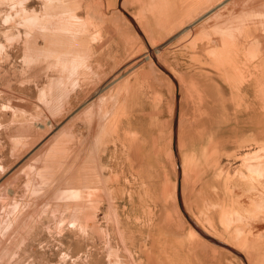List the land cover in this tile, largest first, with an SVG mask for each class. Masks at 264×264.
<instances>
[{
  "label": "rangeland",
  "instance_id": "obj_1",
  "mask_svg": "<svg viewBox=\"0 0 264 264\" xmlns=\"http://www.w3.org/2000/svg\"><path fill=\"white\" fill-rule=\"evenodd\" d=\"M207 2L196 54L147 47L172 87L152 56L148 76L88 56L107 12L141 23L144 0H0V264H264V0ZM46 6L72 31L47 53ZM179 178L183 209L241 256L190 234Z\"/></svg>",
  "mask_w": 264,
  "mask_h": 264
},
{
  "label": "crops",
  "instance_id": "obj_2",
  "mask_svg": "<svg viewBox=\"0 0 264 264\" xmlns=\"http://www.w3.org/2000/svg\"><path fill=\"white\" fill-rule=\"evenodd\" d=\"M210 3L212 7V0ZM113 5L117 7L118 0H113ZM209 5L207 2L205 7H199V0H144V7L140 15L141 23L135 18V13L134 16L129 14L135 19L137 27L144 33L150 47L156 51L160 62L166 64L164 58L167 53H178L189 49L190 56L196 54L199 19H202L201 25L208 26L209 21L206 19L212 17ZM117 12L115 7L107 12L108 19L104 21V24L99 25V39L87 40L91 50L88 56L93 60L95 73L100 75L119 74L129 64L137 63L132 68L133 70L125 73L131 72L148 76L151 68L146 43L139 36L134 23ZM123 80L116 83V88L121 85ZM135 88L139 89V87ZM141 131V138L149 136V129L144 124ZM137 134L140 136L139 131ZM209 249L219 256H227L224 252H219L214 248ZM181 260L186 261L185 258H181ZM189 260L190 263L186 261L185 264H196L191 262L193 261L191 257ZM177 264L183 263L178 261Z\"/></svg>",
  "mask_w": 264,
  "mask_h": 264
},
{
  "label": "bare ground",
  "instance_id": "obj_3",
  "mask_svg": "<svg viewBox=\"0 0 264 264\" xmlns=\"http://www.w3.org/2000/svg\"><path fill=\"white\" fill-rule=\"evenodd\" d=\"M119 1H121V0H119ZM52 2L51 1H48L47 2V6L48 5H50ZM47 6H46V11L44 12V14H42L41 16H40V19L38 18V16L36 15V17H35V21L38 23V20L40 21V24H41V30H40V32H41V35L43 36V40L45 41V50H44V52L45 53H47L49 50H52L51 49V45L53 44V43H57V42H59L60 41V39H62V36H63V32H65V31H67L68 33L69 32H72L71 31V29L69 28V26L67 25V22L64 20V18H63V12L62 11H60L59 10V12L58 13H55V14H51V13H49L48 11H47ZM124 9L122 8V10L120 9L119 11L122 13V15L125 17H127L132 23H134V26H135V28L139 31L138 32V34H139V36H141L142 38H143V40H144V42L146 43L145 45L149 48V44H148V40L145 38V36H143L144 34H143V32L140 30V28H138L137 27V25L135 24V22L133 21V18H131L126 12H124L123 11ZM55 21L54 23H56L58 26L54 29V30H48V27L50 26V23L52 22V21ZM49 24V25H48ZM63 25H64V27H63ZM36 37H38V34H36V36H35V38ZM58 37V38H57ZM233 37H234V35H233ZM235 37H237L236 35H235ZM240 38V37H239ZM142 40V41H143ZM62 41V40H61ZM35 43H36V41H35ZM141 43H143V42H141ZM39 45V44H38ZM144 45V46H145ZM40 50H42V49H40ZM58 52H60V51H58ZM40 53V52H39ZM149 53V52H148ZM150 53H151V55H150ZM150 53H149V56H150V58H151V56H152V58H153V60H152V58H151V60H152V63L154 64V66H155V71H157L156 73H159L161 76H163V77H165L166 78V80L168 81V83L172 86V87H174V84H175V86H177V85H179L178 84V82H176V80H175V77L174 76H172L166 69H165V67L162 65V64H160V62H159V60L154 56V54L152 53V51L150 50ZM44 56V55H43ZM44 57H46V58H48V57H50V56H44ZM58 58H59V60L58 61H60V60H63L64 59V57H63V55L62 54H60V55H58ZM77 66V65H76ZM64 69V68H63ZM174 82V83H173ZM178 87V86H177ZM172 89H174V88H172ZM178 90H179V88H178ZM177 97V99H178V96H176ZM178 101V100H177ZM177 101H176V104H175V113H174V116H175V122H174V124H173V131H174V137H173V139H174V141H175V145H174V151H176L177 150V147H176V134H177V132H176V117H177V113H178V105H177ZM180 125V124H179ZM178 125V128H180V126ZM170 127H172V124L170 125ZM182 128V127H181ZM182 130H184V129H182ZM181 131V130H180ZM169 136H170V150H172V130H170V134H169ZM262 151V150H261ZM175 153V152H174ZM255 154V153H254ZM251 155V154H250ZM262 155V154H261ZM261 155H259V157H261ZM171 156H172V162H173V166H174V169L176 170L177 168L179 169V176H180V164H181V159H179V158H176V157H174V155H173V152L171 153ZM252 157V156H251ZM256 157V156H255ZM262 157H264V154H263V156ZM250 158V157H249ZM177 159V160H176ZM255 163V162H254ZM257 164V163H256ZM178 166V167H177ZM177 169V170H178ZM182 174V173H181ZM181 179H182V177H181ZM180 186H181V183H180V178L178 179V182H177V189H176V191H177V198H178V202H179V205H180V209L182 210V212L180 213L181 215H182V217L186 220V222L189 224V226H190V234L193 236V237H195L198 241H200L201 243H203L204 245H206L207 247H209V248H214V249H216V250H222L224 253H228V254H233V252H232V250H229L228 248H225V247H223V246H219V245H217V244H215V243H213V242H211L210 240H208L207 238H205V237H203L198 231H197V229L194 227V225H197L198 227H200L203 231H205L209 236H211V237H213V238H215V239H217V240H221L219 237H217V236H214V235H212V233H210L209 231H207V229H205L204 227H203V225L198 221V219H196V218H194L193 216H191V215H189L188 214V211L187 210H185V209H183V206H182V203H181V200H180V198H179V195H180ZM176 188V187H175ZM71 194L73 195L74 194V191L72 190L71 191ZM188 215H187V214ZM194 224V225H193ZM91 225V223L90 222H87V226H90ZM224 244V243H223ZM225 245H230V244H227V243H225ZM230 247H235V246H232V245H230ZM236 248V247H235ZM236 249H238V248H236ZM233 250H235V249H233ZM239 250V249H238ZM236 251V250H235ZM240 251V250H239ZM237 252V251H236ZM240 256H241V254H239ZM246 259V258H245ZM244 261V260H243ZM244 263L245 264H248V262H247V260H246V262L244 261Z\"/></svg>",
  "mask_w": 264,
  "mask_h": 264
},
{
  "label": "water",
  "instance_id": "obj_4",
  "mask_svg": "<svg viewBox=\"0 0 264 264\" xmlns=\"http://www.w3.org/2000/svg\"><path fill=\"white\" fill-rule=\"evenodd\" d=\"M194 225V224H193ZM194 227L197 229V231L205 238H207L208 240H210L211 242L219 245V246H223L225 248H228L229 250H232L233 252H235L236 254H240L239 252H236L235 250H233V248L223 244L222 242L218 241L217 239L209 236L205 231H203L200 227H198L197 225H194Z\"/></svg>",
  "mask_w": 264,
  "mask_h": 264
}]
</instances>
